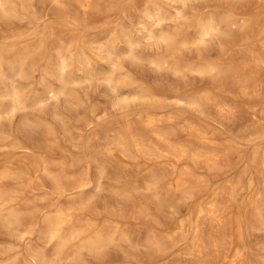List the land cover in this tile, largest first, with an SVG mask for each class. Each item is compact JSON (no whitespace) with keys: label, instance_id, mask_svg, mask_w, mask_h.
I'll list each match as a JSON object with an SVG mask.
<instances>
[{"label":"clouds","instance_id":"9594fccd","mask_svg":"<svg viewBox=\"0 0 264 264\" xmlns=\"http://www.w3.org/2000/svg\"><path fill=\"white\" fill-rule=\"evenodd\" d=\"M0 264H264V0H0Z\"/></svg>","mask_w":264,"mask_h":264}]
</instances>
